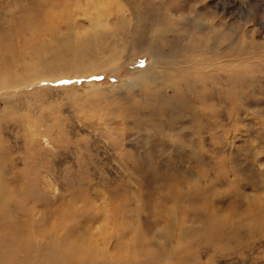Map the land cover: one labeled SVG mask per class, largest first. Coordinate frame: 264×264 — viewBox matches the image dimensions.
I'll return each mask as SVG.
<instances>
[{"label": "rangeland", "instance_id": "obj_1", "mask_svg": "<svg viewBox=\"0 0 264 264\" xmlns=\"http://www.w3.org/2000/svg\"><path fill=\"white\" fill-rule=\"evenodd\" d=\"M168 1L202 24L152 83L145 0H0V264H264V0Z\"/></svg>", "mask_w": 264, "mask_h": 264}, {"label": "bare ground", "instance_id": "obj_2", "mask_svg": "<svg viewBox=\"0 0 264 264\" xmlns=\"http://www.w3.org/2000/svg\"><path fill=\"white\" fill-rule=\"evenodd\" d=\"M141 1V0H140ZM142 3V2H140ZM187 4L185 5H174V2L168 1V0H145V3L138 4L137 2H133L131 5L130 3V14L132 15V18L135 19V25L129 30V34L132 36L131 38V47L133 51H142L144 49H149L152 53V55L155 57L157 64L164 65L165 71L164 75H157L153 71V67H148V69H143L141 73L139 74L140 78H143L145 80L151 81L152 83H156L162 78L166 80L167 78L171 77V73L168 71V69L172 68L177 70V64L178 59L185 50V46L183 45L182 50H180L179 47H176L177 44L181 45V41L183 38H186L188 34L189 38L194 37L197 34L198 27L200 28V19L197 20H188L187 16ZM195 8H193L192 12L194 13ZM127 10V7L124 6L121 7V12H125ZM180 11L185 12V14H182V18H176L173 17V12ZM196 13V12H195ZM199 14H197V17ZM181 17V16H180ZM196 17V15H195ZM91 25L90 30L91 32H94L93 25L95 24L94 19L90 18ZM171 21H176L181 26L180 29H176L175 27H172ZM183 21L189 22L187 25H181ZM177 26V25H176ZM105 28L106 26L103 23H99L96 28ZM215 26L213 29H210V31H214ZM184 31H186L187 35L184 34ZM168 32L173 33V38L175 40L174 46L172 51L169 54H166L165 47L168 44H165L166 41V35ZM205 35V34H204ZM217 34H211V38H215ZM128 36V35H127ZM168 36V35H167ZM171 38V37H170ZM207 40L205 41V37H203V42L201 44L195 45L194 47L200 48L204 45L207 47L209 46L210 39L209 35L206 34ZM171 40V39H170ZM171 44V43H170ZM183 44V43H182ZM191 44V43H190ZM76 46L78 47L75 52H78L79 55L84 50L85 44L77 42ZM169 46V45H168ZM171 45L169 47H172ZM187 48V47H186ZM171 49V48H170ZM190 54V53H189ZM76 56L79 58V56L76 53ZM81 59V58H80ZM71 62V60H70ZM157 67V66H156ZM163 67H161L162 69ZM167 70V71H166ZM179 71V70H178ZM55 251L49 249V251L46 252V255L44 254L43 259H45L47 256H52L51 260L53 259V256H56L53 262H57V256L60 255L62 259L66 258V255L63 252L54 253ZM135 254V253H134ZM46 258V261L47 259ZM51 262V261H50ZM61 262V259H60ZM65 262V261H64ZM63 262V264H65ZM48 264V263H47Z\"/></svg>", "mask_w": 264, "mask_h": 264}, {"label": "snow or ice", "instance_id": "obj_3", "mask_svg": "<svg viewBox=\"0 0 264 264\" xmlns=\"http://www.w3.org/2000/svg\"><path fill=\"white\" fill-rule=\"evenodd\" d=\"M231 189H224L222 192H219V195H225L227 194ZM204 191V186L200 184L198 180H193L190 184L185 183L182 188V194L184 198H189V197H197L203 194ZM264 203V201H262ZM193 211L196 212H204L206 211L203 207H200L198 209H193ZM264 211V209H262ZM82 214L88 215L87 210H82ZM243 218V217H242ZM241 218V219H242ZM218 222L223 223V224H228L229 221L225 220L224 218H218Z\"/></svg>", "mask_w": 264, "mask_h": 264}, {"label": "clouds", "instance_id": "obj_4", "mask_svg": "<svg viewBox=\"0 0 264 264\" xmlns=\"http://www.w3.org/2000/svg\"><path fill=\"white\" fill-rule=\"evenodd\" d=\"M213 238L218 245L229 243L232 239L228 233L222 231H217ZM261 240H264V236L261 237Z\"/></svg>", "mask_w": 264, "mask_h": 264}]
</instances>
